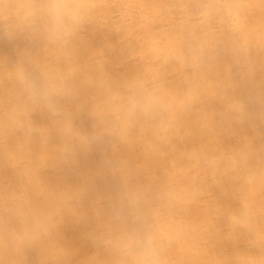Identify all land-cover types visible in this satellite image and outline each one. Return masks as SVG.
Here are the masks:
<instances>
[{
    "label": "bare ground",
    "instance_id": "6f19581e",
    "mask_svg": "<svg viewBox=\"0 0 264 264\" xmlns=\"http://www.w3.org/2000/svg\"><path fill=\"white\" fill-rule=\"evenodd\" d=\"M0 264H264V0H0Z\"/></svg>",
    "mask_w": 264,
    "mask_h": 264
},
{
    "label": "clouds",
    "instance_id": "9594fccd",
    "mask_svg": "<svg viewBox=\"0 0 264 264\" xmlns=\"http://www.w3.org/2000/svg\"><path fill=\"white\" fill-rule=\"evenodd\" d=\"M57 7H60L59 5Z\"/></svg>",
    "mask_w": 264,
    "mask_h": 264
}]
</instances>
